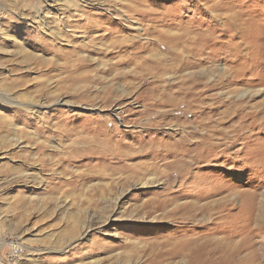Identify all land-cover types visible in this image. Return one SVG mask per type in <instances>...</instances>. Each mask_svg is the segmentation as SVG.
Instances as JSON below:
<instances>
[{
    "label": "rangeland",
    "instance_id": "rangeland-1",
    "mask_svg": "<svg viewBox=\"0 0 264 264\" xmlns=\"http://www.w3.org/2000/svg\"><path fill=\"white\" fill-rule=\"evenodd\" d=\"M262 209L264 0H0V264H264Z\"/></svg>",
    "mask_w": 264,
    "mask_h": 264
},
{
    "label": "bare ground",
    "instance_id": "bare-ground-1",
    "mask_svg": "<svg viewBox=\"0 0 264 264\" xmlns=\"http://www.w3.org/2000/svg\"><path fill=\"white\" fill-rule=\"evenodd\" d=\"M130 10V9H129ZM79 14V13H78ZM56 33V32H55ZM61 33V32H60ZM56 34H58V33H56ZM55 34V35H56ZM61 36L60 37H62L63 35L62 34H60ZM203 36V35H202ZM191 37V36H190ZM194 37V36H193ZM200 37V36H199ZM198 37V38H199ZM204 38V37H203ZM180 40V39H179ZM198 40H200V39H198ZM191 42H192V40H191ZM196 42V41H195ZM112 44V43H111ZM198 44V43H197ZM132 47V46H131ZM192 47V46H191ZM199 48H200V46H199ZM198 48V49H199ZM201 48H203V47H201ZM179 49V48H178ZM191 49V48H190ZM202 50V49H201ZM203 51H205V50H203ZM196 52V51H195ZM199 52V51H198ZM210 52V51H209ZM189 54V53H188ZM195 55V54H194ZM186 56V55H185ZM189 56V55H188ZM197 56H199V55H197ZM195 58V57H194ZM208 59V58H207ZM155 62V61H154ZM161 63V62H160ZM187 63V62H186ZM189 66V65H188ZM189 70V69H188ZM162 74V73H161ZM201 75H206V72L205 71H202L201 72ZM194 82V81H193ZM261 213L259 214V219L257 220L258 221V225H260L259 227H261V231H263L264 230V209H262L261 211H260Z\"/></svg>",
    "mask_w": 264,
    "mask_h": 264
}]
</instances>
